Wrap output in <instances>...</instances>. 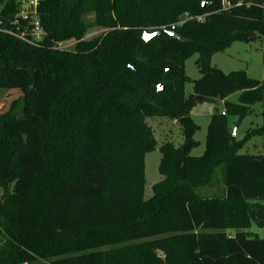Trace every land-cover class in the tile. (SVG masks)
Segmentation results:
<instances>
[{"label": "trees", "instance_id": "1", "mask_svg": "<svg viewBox=\"0 0 264 264\" xmlns=\"http://www.w3.org/2000/svg\"><path fill=\"white\" fill-rule=\"evenodd\" d=\"M36 1L44 37L28 43L15 35L29 39L31 21L16 18L17 0H0V90L22 94L20 116L17 102L0 112V264H264V237L249 232L264 229V111L240 141L226 124L263 88L210 65L264 36V0ZM92 28L105 32L83 40ZM67 40L72 51L58 48ZM193 55L200 78L185 97ZM234 93L210 116L203 154L190 156L192 108ZM150 117L175 120L183 143L159 147L162 179L145 200ZM254 137L263 153L240 154Z\"/></svg>", "mask_w": 264, "mask_h": 264}, {"label": "rangeland", "instance_id": "2", "mask_svg": "<svg viewBox=\"0 0 264 264\" xmlns=\"http://www.w3.org/2000/svg\"><path fill=\"white\" fill-rule=\"evenodd\" d=\"M22 1L17 0L19 5ZM91 20L92 18L89 17L88 21ZM104 32V29L92 28L84 35L83 40H91L102 35ZM75 44L76 42L74 40L64 41L62 43V49L72 51ZM197 58V55H193L184 62V74L188 78V82L184 85L185 97L192 93L193 82L200 78V74L195 65ZM210 65L224 74L243 71L248 78L259 81L263 88V101L250 106L249 114L243 120L238 122L237 118L229 115L226 116L227 127L231 133H234V139L240 141L244 138L247 130L259 127L262 122L260 115L264 111V36L257 37L251 43L233 42L224 52L214 54L211 57ZM238 97L239 93H234L224 101L198 104L192 108L190 117L196 125V130L192 138L198 145L191 150L190 156L199 157L203 154L210 116L214 113H222L224 110V102L236 104ZM13 102H17L16 111L18 116H20V110L22 108L21 92L19 90H0V112L5 111ZM145 123L152 129L156 142L154 151L144 156L145 183L143 198L147 200L152 195L151 187L162 179L158 173V166L161 159L159 147L163 143L168 142L177 148L183 143V136L182 129L175 120L150 117L145 119ZM239 153L251 155L262 154L263 147L261 139L259 137L252 138ZM204 193V190L199 191L201 196H205ZM249 232L259 238L264 237V229H259L255 225L250 227ZM235 233L236 231L234 230L226 231V234L229 236H233Z\"/></svg>", "mask_w": 264, "mask_h": 264}, {"label": "built area", "instance_id": "3", "mask_svg": "<svg viewBox=\"0 0 264 264\" xmlns=\"http://www.w3.org/2000/svg\"><path fill=\"white\" fill-rule=\"evenodd\" d=\"M223 6L227 7L228 3L226 0H223ZM37 7L38 2L36 0H23L19 7V12L16 16L17 19L23 21H31V29L29 30V39L25 37V32H21L18 35H15L18 39L26 41L28 43H37L40 42L44 37V32L42 31L40 24L37 19ZM173 27H171V30ZM170 30V31H171ZM58 48L62 49V43L58 44Z\"/></svg>", "mask_w": 264, "mask_h": 264}, {"label": "water", "instance_id": "4", "mask_svg": "<svg viewBox=\"0 0 264 264\" xmlns=\"http://www.w3.org/2000/svg\"><path fill=\"white\" fill-rule=\"evenodd\" d=\"M203 7L205 6V4L202 5ZM163 35L165 36H168V37H174V34L172 31L170 30H167V29H164L162 32H161ZM158 35V33H153V34H146L144 33L142 38L145 40V41H148L154 37H156ZM169 68L166 69V71H168ZM158 91H161L163 90V87L161 85L158 86L157 88ZM232 136L234 137V133H232Z\"/></svg>", "mask_w": 264, "mask_h": 264}]
</instances>
